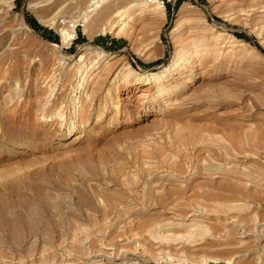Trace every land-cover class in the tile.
Wrapping results in <instances>:
<instances>
[{
	"label": "rangeland",
	"instance_id": "obj_1",
	"mask_svg": "<svg viewBox=\"0 0 264 264\" xmlns=\"http://www.w3.org/2000/svg\"><path fill=\"white\" fill-rule=\"evenodd\" d=\"M246 1L160 0L132 39L62 35L28 0L0 14V264H264V0ZM16 14L30 28L8 35ZM186 28L226 42L186 58ZM82 52L88 75L120 62L90 99L63 76Z\"/></svg>",
	"mask_w": 264,
	"mask_h": 264
},
{
	"label": "bare ground",
	"instance_id": "obj_2",
	"mask_svg": "<svg viewBox=\"0 0 264 264\" xmlns=\"http://www.w3.org/2000/svg\"><path fill=\"white\" fill-rule=\"evenodd\" d=\"M216 1H218L220 6L225 5L227 6V8L225 7V9H228L229 7L237 8L239 5L243 3L244 0H216ZM14 6H15L14 0H0V14L1 15L5 14V16H7V14H10V12L13 10ZM250 6L253 7L252 5ZM28 8L36 15V17L39 19L40 22L44 23L45 25L46 24L49 25L50 27L54 28L58 32L60 31L62 35L65 34V31H62V29L65 26H67L70 28L72 32V34L69 36L72 37L75 32L76 26L80 25L82 26L83 32L89 38H92V36L97 32H100L102 34L105 32H108V33H112L113 35L121 34V35H124V37H128L129 39H132V34L134 33L138 23H140L141 26L146 25L147 22H145L144 20L152 19V18L156 19L164 14L163 13L164 9L160 3V0H28ZM187 12L188 11L185 7L180 8L178 19L175 22L176 25H178L179 21L182 18L186 17ZM262 12H264V10L260 9L259 13L261 14ZM260 16H262V14ZM15 17H17L16 22L18 21L17 27L14 28L13 30L11 29V32L8 35H10L11 33L16 34L15 33L16 30H19V29L21 30L24 29V31H27V29L30 28V26L28 25L29 23L26 22L25 16H23V14H16ZM1 18L2 17L0 16V20ZM262 18H264V15ZM130 23H133V24H130ZM12 25H15V24H12ZM178 26L180 27V23ZM9 28H6V29H9ZM190 29L186 30V35L184 36L185 38L183 37V39H185V42L183 44V50L185 54L183 55L186 58L200 59L202 58V56H205L207 51L210 49L207 48V46L205 45L204 48H202L201 50V48L199 47L203 45V42L210 41V40L215 41V42L224 41V36L222 35V33L221 34L217 33L215 29L209 28L203 31V33L201 32L202 37H199L201 36L199 34L196 35L198 37H195L192 30ZM174 30L175 28L173 29V31ZM197 33H200V32H197ZM10 38L12 37L10 36L9 39ZM227 40H228V37H227ZM212 41H210L211 44H212ZM4 50H2L0 53L4 54L5 52ZM181 60L182 59H179L178 57L175 61L179 63L181 62ZM71 62L72 63L67 67V69L63 73L64 81L65 83L67 82L70 83L71 81H73L74 78H77L78 81L75 84L73 93H76L77 89L82 87L81 83L79 82L80 81L83 82L84 87H88V91L85 97L89 99L93 98L92 96L95 93L97 94V92L102 90L103 82L101 81V79L103 77L105 78L111 77L112 74H115L114 77L116 76L117 72L115 73L114 71L116 70L117 66L120 64V62L109 63L104 68V71L106 72H102L98 74L99 72L98 70L94 72L93 74L89 73L88 75V72L91 69L95 71V69L99 67L98 65H96V63H98L99 60L95 59L91 61V59L89 60V57L84 52H82L81 54L78 55V57L75 60ZM182 62H184V60ZM55 72L56 71H54L52 75ZM149 76L154 77L155 73H149ZM84 78L86 79L85 81H83ZM68 98L70 101H73L76 99V95L75 94L68 95ZM49 102L50 100L48 97V99H46L44 104L49 103Z\"/></svg>",
	"mask_w": 264,
	"mask_h": 264
}]
</instances>
